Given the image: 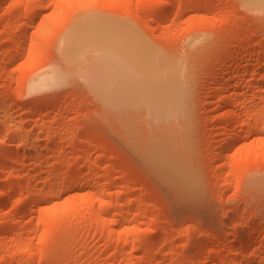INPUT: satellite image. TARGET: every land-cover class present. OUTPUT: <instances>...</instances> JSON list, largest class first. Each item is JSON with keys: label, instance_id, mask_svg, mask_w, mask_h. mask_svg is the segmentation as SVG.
I'll return each mask as SVG.
<instances>
[{"label": "rangeland", "instance_id": "374dc122", "mask_svg": "<svg viewBox=\"0 0 264 264\" xmlns=\"http://www.w3.org/2000/svg\"><path fill=\"white\" fill-rule=\"evenodd\" d=\"M261 1H0V264H264Z\"/></svg>", "mask_w": 264, "mask_h": 264}, {"label": "bare ground", "instance_id": "6f19581e", "mask_svg": "<svg viewBox=\"0 0 264 264\" xmlns=\"http://www.w3.org/2000/svg\"><path fill=\"white\" fill-rule=\"evenodd\" d=\"M1 1V0H0ZM3 1V0H2ZM259 1V0H258ZM62 2V1H61ZM257 2V1H256ZM261 2L264 3V0H262ZM1 3V2H0ZM16 3V2H15ZM17 4V3H16ZM256 4V3H255ZM262 4V3H261ZM257 5V4H256ZM173 6L172 4L168 3L165 8H168V7H171ZM264 8V7H262ZM137 44L139 45V49H141V46L142 43L137 41ZM67 45V49H71V47L73 48L74 46L76 51L71 53V55H74L73 53H82L85 49V45L83 43H80L78 44L76 42V40L72 42H67L66 43ZM144 49H146V47H142ZM71 51V50H70ZM82 56V55H81ZM80 56V57H81ZM132 56V59L130 61L131 63V66L133 68H137L138 69V72L140 74H143L141 75L142 77H145L148 81V83L150 84L149 87H148V95L149 96H152V94H154L153 96H167L169 99H170V103L172 105V107H177L180 109V108H184V101H185V94H186V90H187V79L186 77H184L183 73H174L171 71V69L169 68L168 71L166 70V66H161L160 65V62L157 63V59L155 58H152V57H147L149 55H147L146 53H139V54H136L135 52L131 55ZM161 68H160V66ZM165 67V68H164ZM161 69L164 71H161ZM218 72V71H217ZM173 73V74H171ZM171 75V76H170ZM169 76V78L167 77ZM157 78H161V79H167L166 82L164 83H160L158 82L156 79ZM156 80V81H154ZM161 81V80H160ZM163 81V80H162ZM221 85V84H220ZM229 95V94H228ZM226 96V99L229 98V96ZM232 95V93H231ZM220 96V95H219ZM225 97V96H224ZM219 100V99H218ZM220 102V101H219ZM215 103V102H214ZM218 103V102H217ZM157 104H158V101H157ZM174 105V106H173ZM161 112V111H160ZM235 115V114H234ZM233 115V116H234ZM230 121L232 122V120L230 119ZM226 122V121H225ZM223 123V122H222ZM233 123V122H232ZM230 124V123H229ZM234 124V123H233ZM222 126V125H221ZM231 132V131H230ZM230 134V133H229ZM238 138V137H237ZM239 139V138H238ZM231 141V145L233 146V144L235 143V141L237 140L236 139V136L233 135V133L229 136V139ZM168 143V142H167ZM170 144V143H169ZM159 145V144H158ZM230 146V145H229ZM231 146V147H232ZM152 147V146H150ZM161 147V146H159ZM166 147V146H165ZM228 147V146H227ZM226 147V148H227ZM225 148V149H226ZM225 149L223 152H225ZM230 149V148H228ZM167 150V149H166ZM228 151V150H227ZM150 152V155L153 157V159L158 162L160 165H163L166 167V165L168 166V162L170 161L169 160V157L167 156V154L163 151V147L161 148H158V146L155 148H151L149 150ZM169 152V150H168ZM226 154V153H225ZM172 156V155H171ZM177 159V158H176ZM178 161V160H176ZM171 165V164H169ZM177 165V163H176ZM184 165V164H183ZM182 166V165H180ZM170 167V166H169ZM182 169V168H181ZM182 171V170H181ZM172 172V171H171ZM174 172V171H173ZM187 172V171H186ZM176 177V176H175ZM189 177V176H188ZM187 177V178H188ZM188 183V182H186ZM190 183V181H189ZM191 184H188V186H190ZM189 188V187H188ZM191 188V187H190ZM105 221V220H104ZM99 223V222H98ZM259 228V227H258ZM144 257V256H143ZM142 259V257H141ZM148 259V256L147 258ZM145 260V259H144ZM146 261H149V260H146ZM148 263V262H147ZM146 264V263H145Z\"/></svg>", "mask_w": 264, "mask_h": 264}]
</instances>
